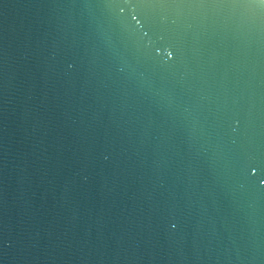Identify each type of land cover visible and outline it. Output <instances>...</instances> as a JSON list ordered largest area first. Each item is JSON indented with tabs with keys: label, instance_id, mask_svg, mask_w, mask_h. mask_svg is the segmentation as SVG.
<instances>
[{
	"label": "water",
	"instance_id": "95a60500",
	"mask_svg": "<svg viewBox=\"0 0 264 264\" xmlns=\"http://www.w3.org/2000/svg\"><path fill=\"white\" fill-rule=\"evenodd\" d=\"M0 264H264V0H0Z\"/></svg>",
	"mask_w": 264,
	"mask_h": 264
}]
</instances>
